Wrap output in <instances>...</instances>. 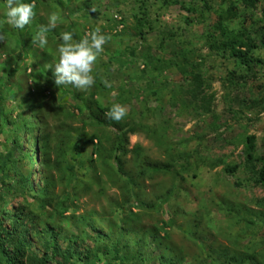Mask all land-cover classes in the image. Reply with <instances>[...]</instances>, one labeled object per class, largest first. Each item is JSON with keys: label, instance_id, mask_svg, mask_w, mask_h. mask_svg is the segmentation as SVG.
<instances>
[{"label": "trees", "instance_id": "trees-1", "mask_svg": "<svg viewBox=\"0 0 264 264\" xmlns=\"http://www.w3.org/2000/svg\"><path fill=\"white\" fill-rule=\"evenodd\" d=\"M94 1L79 2L89 8ZM145 1L139 0L130 14L134 34L128 40L125 51L130 49L133 57L137 50V44L133 45L132 41L135 36L145 41V35L153 32L151 25L154 20L150 19ZM3 2L4 0H0V8L4 7ZM19 2L34 3L36 15L41 7L52 10L56 8L54 5H66L63 0H55L47 7L39 2L38 7L35 0ZM116 2L123 4L122 0H115L116 8ZM255 5L256 0H231L227 5L214 9L208 0H191L189 3L182 0L163 1L165 8L178 7L197 17L196 24L203 27L208 52L217 53V58L231 61L232 66L237 65L246 71L258 64L264 65V61L254 55L257 46L251 39L249 29L245 28V22L242 20V25L233 28L226 25V22L242 18ZM210 15L215 20H210ZM1 18L0 34L4 39L0 41V264H181L182 255H170L177 252L165 242L170 237V219L154 218L152 220L155 223L150 225L144 222L148 217L152 218V214L148 212L154 213L166 205L169 199L166 196L171 189L155 197V202L151 204L145 190L147 183L153 185L161 177L169 182L173 179L183 182L184 178H178L176 173L183 168L192 167L190 160L195 156L180 154L176 150L179 143H172V152L166 154L163 161L143 158L137 163V171L129 170L127 159L129 136H136L143 131L145 137L152 138L150 132L153 130L154 134H162L158 136L160 143L167 134V121L155 125L150 123L156 111L163 108L158 98L162 82L156 80L153 86L151 80L147 81L146 87L141 90L126 87L125 83L119 82L117 89L120 94L109 96L110 89L104 87L102 81L118 73L111 65L120 60L116 57L108 58L106 63L101 61L102 67L96 66L92 73L96 82L91 89L81 91L71 85L57 88L52 69L43 68L41 63V68H31L25 60L33 57V63H36L41 57L46 66L57 62L61 33L71 32L75 39L78 31L76 25L70 22L50 31L48 44L37 54L33 53L31 34L28 36L25 33L26 26L22 30L16 29L5 22V16ZM124 21L121 18L120 24ZM36 25L37 23L33 24V34L38 31ZM125 30L126 28L117 37L122 36ZM159 33L158 49L161 52L167 41L173 42L177 33L175 31L174 34L171 30ZM106 35L111 37L109 33ZM186 56L182 53L175 60H165L153 56L148 49L139 54V64L145 67L142 78L158 71L177 69L190 79L192 90L188 94L194 101L192 109L200 107L203 111L210 112L208 102L213 99L211 95L208 101L204 100V104H198L197 101V94L206 90L205 78L200 70L209 57H200L196 62L189 61ZM116 67H120V64ZM233 71L229 69L227 76ZM101 94L110 99L115 98L121 104L129 103L133 94L136 100L141 101L139 103L142 106L137 112L138 122L130 125L124 119L120 122L108 119L105 113L113 105L102 103L97 98ZM149 101L155 105L150 107ZM177 105L185 108L183 101ZM73 107L76 111L71 110ZM184 110L187 112L189 109ZM74 118H80L77 120L83 128L80 131L71 130L65 124ZM140 151L142 153L144 150L137 147L135 154L140 156ZM243 155L244 167L254 178V184L264 189V152L260 156L256 154L254 135L244 136ZM215 164L220 166L218 162ZM178 165L180 167L176 168ZM238 168V165L225 166L222 167V173L231 176ZM106 184L124 191V194H120L125 196L124 204L117 199L114 201L115 196H120L118 194L106 198L112 214L120 208L124 213L110 225L112 230H98L91 224L92 217L83 214L76 216L74 203L71 215L75 218L74 226L67 229L66 225H62L57 214H62L61 211L67 209L68 193L58 191L59 188L73 185L69 198L78 200L93 193L105 197ZM259 205L264 207V199ZM40 242L42 249L37 252L33 245ZM206 253L207 251L204 255L199 254L204 259H209L205 257ZM218 255H221L223 264H264V259H256L254 252L231 254L223 249Z\"/></svg>", "mask_w": 264, "mask_h": 264}, {"label": "rangeland", "instance_id": "rangeland-1", "mask_svg": "<svg viewBox=\"0 0 264 264\" xmlns=\"http://www.w3.org/2000/svg\"><path fill=\"white\" fill-rule=\"evenodd\" d=\"M63 1L66 5H54L53 7L56 8L52 10L39 8L32 23L26 26L25 33L28 36L31 34V38H34L36 33L33 34V24L37 23L36 29L40 25H47L48 17L53 12L60 15L54 30L72 22L78 30L75 40L82 39L92 29H105V31L100 29L101 33L105 35L109 33L111 39L105 44L96 66L102 67L101 61L106 63L108 58H120L119 61L111 64L118 73L114 77L107 78L112 82L109 96L115 97L120 94V90L117 89L119 82L125 83L126 87H134L138 90L145 88L147 81L151 80L150 83L153 86L156 80L162 82L163 87L160 88L158 98L163 108L156 111L150 123L155 125L164 120L167 121V134L162 137L160 143L158 136L161 133L154 134L153 130L150 132L152 138L145 137L143 131L136 136H129L127 147L129 170L132 172L139 170L137 163L143 158L163 161L166 154L172 152V143H179L176 150L180 154L195 156L190 160L194 164L192 167L183 168L176 173L178 178H184L183 182L179 179L169 182L168 179L161 177L153 185L147 183L145 194L150 204L155 202V197L168 189H171V192L166 196V198L169 197L166 205L154 213L148 212L152 214V218L148 217L144 222L150 225L155 223L152 220L154 218L156 220L170 219L172 222V227L169 229L170 237L165 242L177 252L170 255H182L181 264H223L221 255H218V252L223 249L231 254L254 252L256 259H264V207L259 205L264 199V189L254 184V178L245 169L243 160V138L246 135L256 137L257 155L260 156L264 152V65L258 64L246 71L237 65L232 66L231 61H222L221 58H217L215 56L217 53L208 52L206 48L203 27L196 24L197 17L181 11L178 7L165 8L164 0L144 2L149 8L148 14L151 21L155 22L153 21L151 25L153 32L145 35V41L139 40L136 36L132 40L133 45L137 44L135 57H133L130 55V49L125 51V48L128 40L133 38V20L130 14L139 0H122L123 4L116 2L117 8L114 5L115 0H95L89 8L80 4L79 1L84 0H72L69 3L66 0ZM182 1L189 3L191 0ZM230 1L208 0L209 5L214 9L220 5H227ZM35 2L49 6V3L53 4L55 0H35ZM37 6L39 7V4ZM77 7L79 9H76ZM91 8H95L96 12H91ZM1 16H5L4 7L0 8V18ZM121 18L125 20L123 24H120ZM210 20H215V17L210 15ZM242 20L257 46L254 55L261 57L264 61V0H256L253 10L244 13L242 18L226 22V25L230 28L239 27L242 25ZM125 28L124 34L117 37ZM169 30L174 34L176 31L177 36L175 34L173 42L167 41L163 51L160 52L159 32L166 33ZM33 46V53L39 54L42 48L36 44ZM148 49L153 56L165 60H175L174 58L181 56L182 53L187 55L189 61L198 62L200 57H209L205 59L204 66L200 70L205 78L206 90L197 94V101L198 104L199 102L204 104V100L208 101L211 95L213 99L208 102L210 112H205L200 107L196 110L192 109L194 101L188 94L192 90L190 79L184 77L179 70L158 71L142 78L145 75L143 74L145 67L139 64V54L147 52ZM33 61V57L25 60L31 68L34 66L35 69H39L41 64L43 68H46L41 57L36 63ZM119 64L120 67H116ZM230 64L232 67H229ZM229 69L234 71L227 76ZM97 98L105 105L121 104L116 102L115 98L110 99L103 94ZM131 98L129 103L121 105L128 108V114L124 120L134 125L138 122L136 116L142 106L139 103L141 101L136 100L133 94ZM181 101L185 108L178 107L177 103ZM148 105L152 107L155 104L149 101ZM186 108L189 109L187 112L184 110ZM71 110L76 111L75 107ZM79 119L74 118L65 124L71 130L80 131L83 128L77 121ZM0 140L2 141L1 137ZM137 147L144 150L142 153L140 151V156L135 154ZM216 162L220 166L216 165ZM233 165L239 166L234 175L226 176L222 173V167ZM241 181H243L242 184ZM72 187L73 185H70L58 189L68 193L67 209L61 211L62 214H57L60 216L62 225H66L67 229H72L75 222V218L71 217L72 203L77 209L76 216L83 214L92 217V226L102 231L112 230L110 225L113 221H118V218L124 215L122 208L112 214L106 200L107 197L118 194L120 196H115L114 201L117 199L120 203H125L124 191H119L116 186L106 184L105 197L93 193L84 195L78 200L69 198ZM79 189L80 187L77 188ZM121 192L123 194H120ZM41 244V242L34 243L33 249L37 252L41 251ZM206 251L205 257L209 259H204L199 254L204 255ZM154 253L157 254V251L154 250Z\"/></svg>", "mask_w": 264, "mask_h": 264}, {"label": "clouds", "instance_id": "clouds-1", "mask_svg": "<svg viewBox=\"0 0 264 264\" xmlns=\"http://www.w3.org/2000/svg\"><path fill=\"white\" fill-rule=\"evenodd\" d=\"M34 3H20L19 0H4L5 22L16 28L24 29L32 23L35 18ZM95 13L96 9L91 8ZM2 19V18H1ZM60 15L53 12L48 17L47 25H40L36 35L32 39V44L39 45L41 48L48 44V33L56 28ZM4 37L0 34V41ZM58 46V61L46 66L47 70L52 69L54 84L57 88L65 85L87 91L93 87L96 80L93 76L98 58L104 51L105 44L111 39L110 36L101 33L99 28L90 31L80 40H75L73 33L63 32L60 35ZM104 87L111 88L112 82L103 79ZM128 114V108L121 104H114L105 113L106 117L112 121L120 122Z\"/></svg>", "mask_w": 264, "mask_h": 264}]
</instances>
